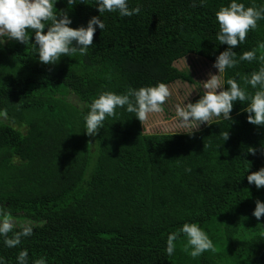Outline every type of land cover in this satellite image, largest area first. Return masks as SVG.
Returning a JSON list of instances; mask_svg holds the SVG:
<instances>
[{"label":"trees","instance_id":"obj_1","mask_svg":"<svg viewBox=\"0 0 264 264\" xmlns=\"http://www.w3.org/2000/svg\"><path fill=\"white\" fill-rule=\"evenodd\" d=\"M229 2L129 0L138 15L105 12L87 54L54 65L41 63L31 44L0 47V205L34 227L16 248L0 238L7 264L22 249L29 264L41 256L47 264H264V216L252 215L264 187L247 181L264 167V126L247 121L246 104L234 103L231 120L217 117L192 133L146 132L122 108L97 135L84 133L87 105L103 91L193 83L174 63L187 56L214 63L227 48L216 39L215 13ZM55 8L73 28L100 15L94 0H57ZM261 42L264 20L234 49L237 58L256 49L257 59L227 69L221 81L234 78L253 92L244 77L264 65ZM185 222H198L215 251L193 258L181 236L168 256L167 235Z\"/></svg>","mask_w":264,"mask_h":264},{"label":"clouds","instance_id":"obj_2","mask_svg":"<svg viewBox=\"0 0 264 264\" xmlns=\"http://www.w3.org/2000/svg\"><path fill=\"white\" fill-rule=\"evenodd\" d=\"M56 3L57 0H0V47L13 39L27 46L31 44L41 63L54 65L62 56L71 57L77 52L80 55L87 54L93 45L97 27L100 30L106 27L101 19L105 12L131 17L141 11L139 7L130 8L129 0H94L100 15L92 16L86 26L73 28L69 15L57 11ZM73 3L75 0H68V4ZM195 4L196 0H193V6ZM215 18L219 25L216 39L220 44L227 45V48L215 57L213 67L218 70V74L210 73L209 78L202 82L204 94L195 103L176 106L179 125L190 129L186 133H192L201 124H209L213 117L231 120V112L237 101L246 104L244 112L248 114L247 121L250 124L264 126V65L244 77L245 85L254 90L251 93L234 78L223 82L220 79V74L236 67L241 61L252 62L257 59L256 49L245 51L238 58L234 49L245 42L248 32L256 29L258 21L264 20V5L257 6L253 2L251 6H246L240 0H230L218 9ZM31 37H34V42L30 41ZM258 47L264 49V42L259 43ZM171 95L169 85L164 82L140 88L130 87L123 94L103 91L87 105L88 111L83 116L84 133L88 136L97 135L104 127L106 117L114 116L118 108L134 113L141 122L145 121L150 114L163 112V106ZM223 138L224 141L229 138L227 131ZM249 152L255 155L256 149L249 148ZM247 181L257 189L264 187V167L248 174ZM252 215L257 220L264 216V201L256 200ZM18 226L19 230H16ZM33 232L32 221L17 222L0 205V238L6 247L16 248L23 238L32 236ZM9 233L12 235L9 236ZM181 236L187 238L184 251L193 258L206 251H215L213 241L198 222H185L177 230L168 233L165 248L168 256L175 253L176 242ZM0 264H7L5 257L0 256ZM16 264H29L27 249L19 251ZM32 264H47V258L41 256L32 260Z\"/></svg>","mask_w":264,"mask_h":264},{"label":"rangeland","instance_id":"obj_3","mask_svg":"<svg viewBox=\"0 0 264 264\" xmlns=\"http://www.w3.org/2000/svg\"><path fill=\"white\" fill-rule=\"evenodd\" d=\"M174 65L177 68L186 67L189 70L194 82H175L169 85L172 95L165 102L163 112L150 114L144 121L146 132L152 133L155 131L169 132L190 130L179 125V118L176 116V106L184 105L191 102L195 97L203 95L204 89L202 82L209 78L210 73L218 74V70L213 67V63L198 56H187L175 62ZM220 79L222 80L221 74ZM215 118L217 117H213L211 120ZM206 124L207 123L201 124L198 129L202 128Z\"/></svg>","mask_w":264,"mask_h":264}]
</instances>
